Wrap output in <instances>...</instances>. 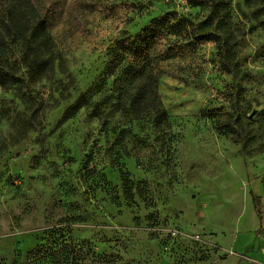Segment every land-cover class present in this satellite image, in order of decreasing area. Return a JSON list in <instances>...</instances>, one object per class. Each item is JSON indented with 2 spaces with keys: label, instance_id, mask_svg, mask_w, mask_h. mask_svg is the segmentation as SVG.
Returning <instances> with one entry per match:
<instances>
[{
  "label": "rangeland",
  "instance_id": "374dc122",
  "mask_svg": "<svg viewBox=\"0 0 264 264\" xmlns=\"http://www.w3.org/2000/svg\"><path fill=\"white\" fill-rule=\"evenodd\" d=\"M138 2L129 3L142 11L131 34L170 11L198 19L207 11L186 0ZM231 2L239 73L222 71L207 43L183 72L202 85L161 82L175 136L169 163L153 128L125 119L114 99L67 117L81 94L100 97L109 41L127 22L120 1L79 15L70 37L62 28L43 77L6 92L0 72V264H53L64 240L94 249L83 264H264V0ZM130 127L138 139H128L127 157L116 143ZM252 224L255 241L239 250L238 232Z\"/></svg>",
  "mask_w": 264,
  "mask_h": 264
},
{
  "label": "trees",
  "instance_id": "16d2710c",
  "mask_svg": "<svg viewBox=\"0 0 264 264\" xmlns=\"http://www.w3.org/2000/svg\"><path fill=\"white\" fill-rule=\"evenodd\" d=\"M100 1L0 0V72L6 70L2 80L4 91L21 87L25 76L39 79L47 70H54L56 51L62 39L59 31L63 28L67 32L61 31L63 36L70 37L69 33L74 34L72 26L79 20V15L95 11L102 5ZM114 1L121 2L117 6L124 9L127 22L123 31L109 41L106 50L108 62L95 92V96L100 97L95 102L93 96L88 98L86 94H81L70 106L67 117L80 109L98 107L114 99L125 119L138 123L140 127L153 128L156 142L162 144L155 150L163 157V163H169L175 136L171 134V119L160 94L161 82L168 77L185 84L202 85L198 75H185L183 72H191L192 65L203 60L202 50L207 43L216 45L222 71L234 75L239 73L236 34L240 32V27L235 23L232 2L186 0L191 8H206L205 17L198 19L193 15L170 11L152 19L139 33L131 34L128 27L142 16V11L132 10L129 3L133 2L136 7L138 0ZM16 49L22 53L26 72L17 67L19 61L14 58ZM108 80H112V89L107 91L112 96L103 91ZM119 130L116 144L126 151L127 157H131L129 147L135 143L128 139L138 137L132 133L131 127ZM134 196L132 187H127L126 198ZM60 247L53 264H83L91 257V251L94 252L92 247L86 249L84 243L70 244L68 240H64Z\"/></svg>",
  "mask_w": 264,
  "mask_h": 264
},
{
  "label": "crops",
  "instance_id": "0c3cea01",
  "mask_svg": "<svg viewBox=\"0 0 264 264\" xmlns=\"http://www.w3.org/2000/svg\"><path fill=\"white\" fill-rule=\"evenodd\" d=\"M255 225H251L250 227L247 228L246 226V230L244 232H242V230H240L238 232V236H237V240H236V245L238 247V244L240 243L241 246L238 248L239 250H242L248 246H250L256 238V234H255Z\"/></svg>",
  "mask_w": 264,
  "mask_h": 264
}]
</instances>
